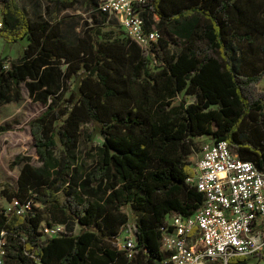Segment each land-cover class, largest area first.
I'll return each mask as SVG.
<instances>
[{
    "label": "trees",
    "instance_id": "obj_1",
    "mask_svg": "<svg viewBox=\"0 0 264 264\" xmlns=\"http://www.w3.org/2000/svg\"><path fill=\"white\" fill-rule=\"evenodd\" d=\"M47 1L73 9L80 0ZM137 11L147 31L160 32L154 57L122 30L114 37L89 24L69 43L60 22L32 20L17 0H0V38L28 40L9 66L0 60V107L22 101L23 85L46 106L30 123L40 166L17 157V189H0V198L19 204L0 206L5 264H165L167 216L190 217L205 201L187 184L198 138L226 141L264 171V0H151ZM190 22L187 35L173 33ZM96 132L103 143L87 172L80 148ZM27 203L32 211L19 215ZM43 223L66 233L47 238ZM126 231L136 237L133 258L119 249ZM251 258L264 253L228 264Z\"/></svg>",
    "mask_w": 264,
    "mask_h": 264
},
{
    "label": "built area",
    "instance_id": "obj_2",
    "mask_svg": "<svg viewBox=\"0 0 264 264\" xmlns=\"http://www.w3.org/2000/svg\"><path fill=\"white\" fill-rule=\"evenodd\" d=\"M151 0H104L99 11L108 21H115L125 36L150 56H155L160 32L147 31L137 6ZM3 27L0 16V29ZM203 141L200 158L191 165L194 173L187 184L204 195L201 208L192 216L170 214L161 229L162 249L168 255L165 264H224L234 258L264 253V171L243 161L226 141ZM196 154V150L193 156ZM18 206V202L13 203ZM12 207V208H13ZM32 211L31 203L17 213ZM47 238L66 233L60 224L41 226ZM119 249L133 258L136 237L126 231ZM6 233L0 235V264H5Z\"/></svg>",
    "mask_w": 264,
    "mask_h": 264
},
{
    "label": "rangeland",
    "instance_id": "obj_3",
    "mask_svg": "<svg viewBox=\"0 0 264 264\" xmlns=\"http://www.w3.org/2000/svg\"><path fill=\"white\" fill-rule=\"evenodd\" d=\"M102 1L104 0L92 1V4H98ZM18 2L22 7L30 2L32 3L31 7H33L34 10L42 9L44 5L46 6V4H48L46 0H18ZM87 7H89V3L81 0L72 13L74 16H76V10H80L81 12L83 11V13L87 14V11L89 10ZM55 13L57 12L54 10H52V15H49V12H47V18L54 21ZM40 16V18H38L43 19V16ZM65 16L72 17L71 13H68ZM86 18L89 19V16L87 15ZM82 25L84 29L85 26H87V23L85 25L84 22ZM193 26V22L186 23L182 26H179L178 28H174L173 33L179 36L187 35L189 32H191ZM83 29L80 31V34L81 32L83 33ZM106 31L110 30L107 29L103 32ZM113 32L116 37H122V32L120 29H115ZM27 45V39L22 40L18 44L14 45L8 43L7 40L0 38V60H3L6 66H9L10 61L22 55L23 49L27 47ZM174 50L177 51V48L174 47ZM260 87L264 90V80L260 84ZM22 93V101L18 103H10L0 107V189L5 187L10 190L17 189L18 178L22 168V164L12 168V164L17 157H32L33 163L37 166H40L38 157L35 154L30 123L46 110V106L42 103L33 101L25 85L22 86ZM181 99L185 100L188 104L194 103L196 101L195 97L186 95H181L180 100ZM87 130L92 131V126H88ZM197 141L198 146L196 148V154L190 158L191 165L200 158L202 145L204 143L201 140ZM102 143L103 138L97 132L93 135L92 140L85 138V141L80 148V163L87 172L92 170L97 164L99 160L98 148L102 146ZM89 151L91 152L90 157L87 155ZM13 205L14 204L9 203L5 198H0V206L3 210L9 211ZM124 212H126L129 216V226H132L136 221L135 215L133 214L130 207L124 208ZM76 230L79 232V227H77ZM124 238L125 234H122L121 241H123ZM249 264H264V260L251 258Z\"/></svg>",
    "mask_w": 264,
    "mask_h": 264
},
{
    "label": "crops",
    "instance_id": "obj_4",
    "mask_svg": "<svg viewBox=\"0 0 264 264\" xmlns=\"http://www.w3.org/2000/svg\"><path fill=\"white\" fill-rule=\"evenodd\" d=\"M47 1V0H46ZM85 2L89 3V7H87L89 10L86 13H83V11L81 12L80 10H76V13L74 16V14L72 13L75 8L73 9H63L60 6L56 5V4H51L48 1V4H46V6L44 5L42 7V9H38V10H34L32 6V3L28 2L27 4H25L23 7L19 4L18 0L17 3L19 5V7L25 11V13L32 19V20H41L39 19L42 15L43 16V20H48L50 22H60L61 23V27H62V36L63 38L69 42V43H76L78 41V39L80 37H82L83 33L80 31L83 29V23L85 22V25L87 23V25L89 24V26H96L98 28H102L103 31L109 29L110 31H113L115 29H120L119 26H117V24L115 23V21L111 20L108 21L107 19L105 20L104 17L105 16H100V11L98 10V8L96 6H94L92 4V1H96V0H84ZM81 2V0L79 1ZM52 10H54L55 13V20H49L47 18V12H49V15H52ZM41 12V13H40ZM71 13L72 17L70 16H65L66 14ZM87 15L89 16V19L86 18ZM40 16V17H39ZM97 19V22H95V19ZM39 17V18H38ZM84 17V18H83ZM103 19H104V23H103ZM81 20V22H80ZM77 23H76V22ZM80 22V24H79ZM87 28V26H85V28L83 30H85ZM121 30V29H120ZM114 37H116L114 35ZM218 263H222L224 264L222 261H219L215 264Z\"/></svg>",
    "mask_w": 264,
    "mask_h": 264
}]
</instances>
